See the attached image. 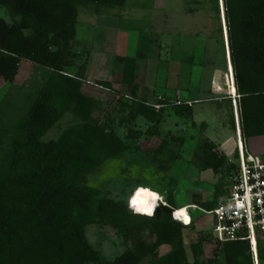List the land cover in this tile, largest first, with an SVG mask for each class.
Instances as JSON below:
<instances>
[{
	"label": "trees",
	"instance_id": "1",
	"mask_svg": "<svg viewBox=\"0 0 264 264\" xmlns=\"http://www.w3.org/2000/svg\"><path fill=\"white\" fill-rule=\"evenodd\" d=\"M80 3L100 10L122 6L124 0H0V8L10 17V22L0 17V78L13 81L21 60L55 75L40 90L0 156V264H138L148 256L153 264H204L199 260L205 242L201 237L191 245L193 262L185 260V227L172 219V205L161 204L149 218L133 214L124 200L95 197L97 190L87 185V178L103 157H112L123 148L117 136L85 122L80 129L64 130L56 140L41 139L59 117V105L72 107L84 121L88 117L91 101L79 90L82 74L71 76L65 71L82 53L73 46ZM221 3L245 141L264 135V0ZM141 57L143 53L137 59L114 58L123 85L118 93L133 98L136 113L151 121L160 120L165 106L176 114H187L185 102L161 98L156 101L160 108L155 110L153 104L136 99V62ZM85 64L79 65L80 71ZM98 84L106 89L110 86L108 81ZM231 123L234 129L233 120ZM212 148L211 144L202 147V155L195 161L200 170L219 174L236 169L235 162L227 166L225 157ZM226 194L227 190L215 185L211 202H199L192 194L188 205L212 210ZM168 200L172 202L171 196ZM95 223L108 224L125 243L123 253L112 261L104 260L86 240L85 227ZM145 236L154 237V242L146 243ZM207 236L216 242L222 264H253L247 240L219 242L211 232ZM161 245L171 250L155 259ZM258 256L263 264L260 243Z\"/></svg>",
	"mask_w": 264,
	"mask_h": 264
},
{
	"label": "rangeland",
	"instance_id": "2",
	"mask_svg": "<svg viewBox=\"0 0 264 264\" xmlns=\"http://www.w3.org/2000/svg\"><path fill=\"white\" fill-rule=\"evenodd\" d=\"M216 5L218 12L214 0H124L122 6L100 10L80 3L73 46L82 53L65 71L71 76L82 74L79 90L91 101L88 117L84 121L72 107L59 105V117L41 138L56 140L64 130L80 129L85 122L117 136L123 148L102 158L87 185L97 190L96 198L124 200L127 205L138 186L158 192L162 205H172V219L173 211L184 214L173 220L185 227L183 251L189 263L193 262L191 245L201 237L205 242L199 260L222 264L216 242L207 236L213 229L210 210L199 204L188 207V203L192 194L199 202H211L215 185L227 190L232 169L215 174L212 169L200 170L195 161L202 147L211 144L213 152L225 157L227 166L233 164L236 118L241 123L221 0ZM0 17L10 22L4 7ZM138 53L144 57L136 62V99L153 104L155 110L161 98L185 102L187 114H176L165 106L160 120L151 121L136 113L133 98L118 93L123 85L114 58L137 59ZM53 76L49 69L21 60L13 81L0 78V156ZM99 81H108L109 88ZM84 231L88 244L104 260L112 261L123 253L124 241L108 224H88ZM144 241L151 244L154 237L145 236ZM170 250L161 245L155 259ZM138 264H153V259L148 256Z\"/></svg>",
	"mask_w": 264,
	"mask_h": 264
},
{
	"label": "built area",
	"instance_id": "3",
	"mask_svg": "<svg viewBox=\"0 0 264 264\" xmlns=\"http://www.w3.org/2000/svg\"><path fill=\"white\" fill-rule=\"evenodd\" d=\"M234 153L236 169L231 172L227 194L210 210L211 234L219 242L247 240L252 262L259 264V243L264 248V161L246 146L239 117Z\"/></svg>",
	"mask_w": 264,
	"mask_h": 264
},
{
	"label": "clouds",
	"instance_id": "4",
	"mask_svg": "<svg viewBox=\"0 0 264 264\" xmlns=\"http://www.w3.org/2000/svg\"><path fill=\"white\" fill-rule=\"evenodd\" d=\"M163 202V197L158 192L149 187L138 186L128 198V207L133 214L151 218ZM177 213L173 211V219H179Z\"/></svg>",
	"mask_w": 264,
	"mask_h": 264
},
{
	"label": "crops",
	"instance_id": "5",
	"mask_svg": "<svg viewBox=\"0 0 264 264\" xmlns=\"http://www.w3.org/2000/svg\"><path fill=\"white\" fill-rule=\"evenodd\" d=\"M245 143L254 155L264 158V135L247 138Z\"/></svg>",
	"mask_w": 264,
	"mask_h": 264
},
{
	"label": "snow or ice",
	"instance_id": "6",
	"mask_svg": "<svg viewBox=\"0 0 264 264\" xmlns=\"http://www.w3.org/2000/svg\"><path fill=\"white\" fill-rule=\"evenodd\" d=\"M177 215L180 217V216H183L184 214L181 212V213H177ZM184 219H185V222L187 223V218H186V216L184 217Z\"/></svg>",
	"mask_w": 264,
	"mask_h": 264
}]
</instances>
